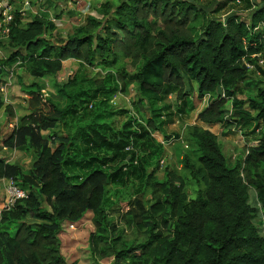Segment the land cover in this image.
I'll return each instance as SVG.
<instances>
[{"label":"trees","instance_id":"obj_1","mask_svg":"<svg viewBox=\"0 0 264 264\" xmlns=\"http://www.w3.org/2000/svg\"><path fill=\"white\" fill-rule=\"evenodd\" d=\"M64 1L71 0L45 3ZM233 1L238 4L223 0L208 11L195 0H108L97 15L56 42L46 36L57 30L46 14L25 21L15 12L6 64L14 69L18 61L25 63L35 80L24 89L29 112L19 117L5 142L37 159L25 170L0 157V177L14 178L30 190L14 209L1 214L0 264H74L62 251L60 233L66 221H79L88 211L94 212L95 225L91 251L111 258L109 264H264V235L255 223L259 208L250 200L252 187L264 210V81L249 80L254 73L244 62L264 50V1L240 0L247 19L233 11L219 17ZM201 18L197 37L193 23ZM120 60L122 69L113 70ZM67 61L110 69L103 77L86 75L80 81L79 67L67 82L76 90H60L68 98L62 107L43 93L41 79L58 76ZM130 74L136 84L134 106L142 114L147 102L151 114L144 122L131 116L116 127L109 120L114 112L94 108L117 92L126 93ZM6 75L12 81L9 71ZM251 85L257 97L240 98ZM171 93L185 106L196 94L200 99L216 95L189 126L197 157L184 154L183 166L197 186L194 197L174 170L167 167L163 179L157 174L164 141L171 136L162 129L153 104ZM230 99L232 115L227 114ZM3 107L14 120L13 107L0 98ZM85 116L88 120L81 123ZM252 122L263 126V132L248 141L244 160L230 167L218 134L209 126H221L224 134L234 124ZM54 128L59 132L47 138L43 132ZM131 182H139L142 191L159 193L153 203H143L141 197L134 201L142 209L137 228L147 236L141 242L129 241L108 210L114 202L109 186L129 187ZM131 204L132 198L126 206Z\"/></svg>","mask_w":264,"mask_h":264},{"label":"rangeland","instance_id":"obj_2","mask_svg":"<svg viewBox=\"0 0 264 264\" xmlns=\"http://www.w3.org/2000/svg\"><path fill=\"white\" fill-rule=\"evenodd\" d=\"M108 0H71L64 2H54V4L45 3V0H5L9 11L14 17L15 12L19 11L24 16L26 21L31 15L40 13L46 14L49 18L55 21L57 30L48 32L46 36L50 37L52 42H56L59 38H68L76 27L83 25L87 21V17L90 15H97V10L100 6ZM118 2L119 0H110ZM199 5L206 8L208 11L215 9L217 5L223 0H195ZM258 3H262L264 0H255ZM237 12L247 19L249 12L243 8L241 3L233 1L226 9L219 12V17L222 19L229 12ZM202 18L196 23H193V31L197 37L201 36L200 24ZM7 41L0 42V64L3 70H0V86L3 85V80H9V76L6 72L10 69L6 64V60L11 55V49L6 44ZM124 60H120L116 66L112 67L113 70H120L123 67ZM80 67L77 61H67L65 68L58 74V76H49L41 79L43 84V93L57 101L60 106L64 107L68 98L66 95L60 93L62 87L67 92L75 91L77 86L68 85L67 82L73 77ZM110 67L98 66L88 67L81 66L78 72L79 80L84 76L103 77ZM14 72L11 74L12 83L6 88V92L2 94L0 91V98L4 104H10L15 112V117L19 120V117L27 114L28 102L27 95L24 91L26 86L35 80L28 72L27 65L25 63L17 64L14 67ZM251 72V71H250ZM252 74V72L250 73ZM263 80L264 75L255 76L252 74L250 79ZM133 74L129 75V82L127 92H117L110 99L106 101V104H101L94 109L101 110L103 108H109L111 112H114L109 120H114L116 127H121L131 116H137L138 119L144 122V120L151 114L149 104L144 102V107L147 110L144 113H140L134 106L133 101L136 97V84L133 82ZM254 85L247 86L245 93L240 95V98L247 99L248 97H257V89ZM216 96L211 93L206 94L202 99L198 95H194L189 98L187 105H183L177 98L175 93L166 95L162 100L156 101L153 104L156 113L161 114L158 120L162 122V129L170 135L168 141H164L163 153L160 155V170L157 172L158 176L163 179L166 174V169L174 170L180 176L184 177L188 184V192L190 197L196 195L197 186L194 181L189 179V171L183 166V156L188 153L193 158L197 157V148L193 143V140L189 136V126L197 122L198 113L208 105L209 98ZM137 99V97H136ZM248 103L245 104V107ZM124 110V112H121ZM154 112V113H155ZM233 105L232 99L227 103V114L232 115ZM11 116L3 108L0 109V157L5 158L9 163H18L25 170L30 169L36 156L32 152H26L9 146L5 140L8 134L17 126L10 127L9 122L12 120ZM88 117H83L81 123L87 121ZM209 128L218 134L219 141L223 145L224 153L227 157L228 165L230 167L235 166L236 162H242L245 157L244 147L248 141L256 136H259L263 132V126L257 127L256 122L248 123L246 125L234 124L231 129L222 133L221 126L215 124L210 125ZM54 132H59L58 128L44 131V135L47 138H53ZM161 137H159L160 139ZM162 139V138H161ZM51 148H55V143L51 140ZM156 157H152L149 160L150 168L152 169L156 164ZM2 177H0L1 179ZM141 184L139 182H131L129 187L121 185H110V197L112 198L113 205L108 208L109 215L113 218L114 224L117 229L121 230L123 235L132 242H141L147 239L146 234L137 228V223L142 221V209L135 206V200L141 197V202L153 203L156 201L159 193L146 192L141 190ZM30 190H27L29 193ZM140 191V192H139ZM132 198V204L126 206V202ZM6 195L4 190H0V220L1 214L4 210ZM250 200L254 206L259 208L258 217L255 219V223L259 228V232L264 235V210L262 204L256 197L254 188H250ZM41 201L43 205L49 208L46 201V197L42 196ZM137 204V202H136ZM15 208V207H14ZM13 208V209H14ZM133 211L132 215L127 212ZM94 212L88 211L84 217L79 221L72 222L66 221L63 224L60 237L62 240V251L67 257L69 262L74 264H109L111 258H99L92 253L89 237L92 231L95 230L93 224ZM1 229V228H0Z\"/></svg>","mask_w":264,"mask_h":264},{"label":"built area","instance_id":"obj_3","mask_svg":"<svg viewBox=\"0 0 264 264\" xmlns=\"http://www.w3.org/2000/svg\"><path fill=\"white\" fill-rule=\"evenodd\" d=\"M240 3V0H237ZM13 16L7 7L5 0H0V42L6 41L9 39L11 32V22ZM245 65L249 69V71L253 72L257 76H262L264 72V50L254 53L250 58L244 59ZM17 64H21V61H18ZM11 74H13L14 70H8ZM3 85L0 86V91L3 93L6 92V88L11 85L10 80H3ZM19 123V120H12L9 123L10 127H15ZM4 190L6 195V200L4 207L6 209H12L15 207L17 202L22 199L28 197V192L21 188L17 184L14 178L2 177L0 179V190Z\"/></svg>","mask_w":264,"mask_h":264},{"label":"crops","instance_id":"obj_4","mask_svg":"<svg viewBox=\"0 0 264 264\" xmlns=\"http://www.w3.org/2000/svg\"><path fill=\"white\" fill-rule=\"evenodd\" d=\"M71 2V1H70ZM40 14V13H39ZM49 77V76H48ZM43 90V89H42ZM17 118H15L14 120H16ZM12 121V120H11ZM10 123V122H9Z\"/></svg>","mask_w":264,"mask_h":264}]
</instances>
